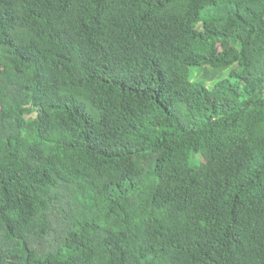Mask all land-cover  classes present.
<instances>
[{
    "label": "trees",
    "instance_id": "16d2710c",
    "mask_svg": "<svg viewBox=\"0 0 264 264\" xmlns=\"http://www.w3.org/2000/svg\"><path fill=\"white\" fill-rule=\"evenodd\" d=\"M0 264H264V0H0Z\"/></svg>",
    "mask_w": 264,
    "mask_h": 264
},
{
    "label": "rangeland",
    "instance_id": "374dc122",
    "mask_svg": "<svg viewBox=\"0 0 264 264\" xmlns=\"http://www.w3.org/2000/svg\"><path fill=\"white\" fill-rule=\"evenodd\" d=\"M198 78H199V74L197 72L193 73V79L197 80Z\"/></svg>",
    "mask_w": 264,
    "mask_h": 264
}]
</instances>
